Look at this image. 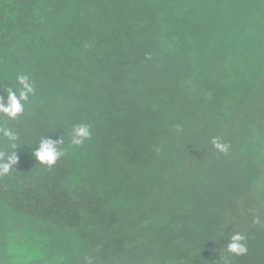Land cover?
Returning a JSON list of instances; mask_svg holds the SVG:
<instances>
[{
  "label": "trees",
  "instance_id": "16d2710c",
  "mask_svg": "<svg viewBox=\"0 0 264 264\" xmlns=\"http://www.w3.org/2000/svg\"><path fill=\"white\" fill-rule=\"evenodd\" d=\"M19 75L0 264H264V0H0V97Z\"/></svg>",
  "mask_w": 264,
  "mask_h": 264
},
{
  "label": "clouds",
  "instance_id": "9594fccd",
  "mask_svg": "<svg viewBox=\"0 0 264 264\" xmlns=\"http://www.w3.org/2000/svg\"><path fill=\"white\" fill-rule=\"evenodd\" d=\"M18 83L22 86L20 89L7 91L6 99L0 97V113L5 114L7 117L15 119L19 114L24 111V102L29 98V94L34 92V88L29 83V78L26 75H19L17 77ZM3 132V135L9 139H15L14 133L7 129H0ZM90 137V131L87 125H79L73 129V135L71 143L73 145L79 146L82 145L84 140ZM60 139L53 140L51 138L42 139L39 146L34 150L35 158L42 164L52 166L56 163L58 158L63 155L61 150H58L57 145L61 143ZM213 146L221 151L226 153L228 151V145L223 144L219 141V138H213ZM15 147V145H13ZM2 158V154H0ZM18 157L14 153L9 157L8 162L0 163V174H7L10 171V168L13 164L17 162ZM245 236L237 233L232 235L230 243L227 245V250L236 255L245 254L248 249L246 246Z\"/></svg>",
  "mask_w": 264,
  "mask_h": 264
},
{
  "label": "rangeland",
  "instance_id": "374dc122",
  "mask_svg": "<svg viewBox=\"0 0 264 264\" xmlns=\"http://www.w3.org/2000/svg\"><path fill=\"white\" fill-rule=\"evenodd\" d=\"M16 227L18 226V225H15ZM32 230V231H35L33 234H31L29 231H25V230ZM20 232L21 233H25V234H28V236H26V237H21L18 233H16L17 234V237L16 238H13V240H15V241H13V243L15 244V246H16V248H14L13 250L14 251H17V249H18V247L20 246V241L21 242H25V243H27V244H29V245H27V244H25L27 247H29L30 249H32L33 250V248L34 247H37L36 246V243H35V241H34V239H33V237L34 238H38V236H39V234H38V231H36L35 230V225H34V227H29V226H24L21 230H20ZM33 235V236H32ZM21 248H22V246H21Z\"/></svg>",
  "mask_w": 264,
  "mask_h": 264
}]
</instances>
